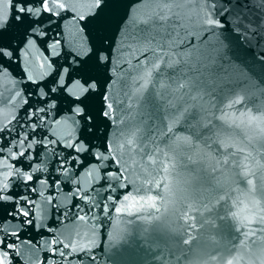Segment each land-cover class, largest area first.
Returning <instances> with one entry per match:
<instances>
[{
    "label": "water",
    "instance_id": "water-1",
    "mask_svg": "<svg viewBox=\"0 0 264 264\" xmlns=\"http://www.w3.org/2000/svg\"><path fill=\"white\" fill-rule=\"evenodd\" d=\"M13 3L0 0V31L17 50L0 65V130L11 132L0 131V149L14 145L0 159V187L8 184L0 200V264H225L237 255L239 264H264L258 223L240 227L230 216L233 199L245 194L264 206V134L244 116H264V43L233 31L238 15L259 24L264 0H220L232 10L214 8L221 25L214 36L201 30L211 7L203 0H109L104 28L92 22L95 0H45L55 11L37 4L30 18L42 23L27 33V24L12 19ZM151 24L166 25L165 37H211L216 50L206 78L197 83L180 71L183 44L170 53L177 63L146 64L155 58V41L143 39ZM101 49L110 63L96 62ZM85 62L97 81L91 94L75 83ZM69 79L73 86L63 90ZM85 95L82 113L77 97ZM84 113H91L87 124ZM117 169L120 183L160 192L156 207L114 211L117 197L116 208L131 202L104 179ZM61 244L64 257L54 253Z\"/></svg>",
    "mask_w": 264,
    "mask_h": 264
},
{
    "label": "snow or ice",
    "instance_id": "snow-or-ice-1",
    "mask_svg": "<svg viewBox=\"0 0 264 264\" xmlns=\"http://www.w3.org/2000/svg\"><path fill=\"white\" fill-rule=\"evenodd\" d=\"M96 6L99 9L98 12L94 13V19L93 23H95L98 27L104 28L108 24V20L105 17L104 8L108 6L109 0H95ZM203 3L205 6H211L208 9V13L205 15L203 20L201 21L203 27L201 30H212V36L215 35V29L220 27V22L215 18V15H213V11L215 7H220L221 12H228L231 14L232 6L231 5H222L220 3V0H203ZM39 4L40 8H44L48 11H55V5L53 8H49L48 5L45 3V0H14V3L12 5L14 10V15L12 16V19L14 21L20 22L19 26L23 27L24 24H27V28H25V33L28 32L29 29L33 28L34 24L42 23V21H37L34 19H31L34 15V8L36 5ZM103 6V7H101ZM64 5L60 4L59 8H63ZM237 26L233 31L237 32L238 35H244L245 39H248V36L245 35V33L251 35L253 38L257 40V44L264 43V17L261 18L259 24H254L250 20L244 19L243 15H238L237 17ZM3 25L0 24V28H2ZM166 25H156L151 24L147 28H145L143 31L145 33L143 39L146 41H155L154 46L151 48V54L154 59L145 58L146 64H153L156 65L157 62L161 59L164 60L165 64L171 65L174 63H177V61L170 55V53L174 52L180 45H185L183 52H179L178 55L181 56L180 63L183 64V68L180 69L182 72H187L188 75H190L193 79L197 81V83L200 82L201 77L207 76L211 62H212V53L216 50L214 47H211L213 41L212 38L209 37L204 40H200L199 43H196L195 41H189L185 38H182L179 36L178 33L169 34L167 37L160 35L161 32L164 31L166 28ZM3 32L0 31V65L3 64V62L7 59H10L13 52H16L17 50L12 47V43L10 41H5L3 39ZM188 35V33H185V37ZM251 43V41H249ZM101 44H103V39L101 40ZM159 53V55H157ZM96 62L103 63L108 62L110 63V55L108 54V50L101 49L100 52L96 53ZM80 71V70H78ZM147 75H151V70L146 68ZM75 83H79L80 86L83 88L84 92L86 94H91L92 91H94L97 88V81L94 76H91L88 73L87 65L85 62V69L82 71L79 80ZM74 84V81L72 79H69L68 85L66 89H70ZM54 90V89H53ZM88 99V95H85L83 98L77 97V100L79 101V104L83 106V108L78 107L77 111L83 113V109L87 108V104L85 101ZM234 103H241V100L238 98L234 101ZM111 108V105L108 106ZM258 110H264V90H260V103ZM91 117V113H84L81 116L82 121L87 124L89 118ZM3 132H6L8 135H11L10 130L3 129L0 130ZM85 131H87V128H85ZM19 132L17 133V137L14 138L17 141L19 140ZM171 139H175V135L170 137ZM5 139V137L0 136V140ZM90 143V142H89ZM14 146L12 144V141H8L3 145V148L0 149V159H8L9 157L3 156L4 149H9L10 147ZM217 149H220V146L217 145ZM74 151H79V149H74ZM107 151V149H105ZM223 152V151H222ZM16 153H19V155L24 156V159L27 160L28 156L25 155L23 152L20 151V149L17 147ZM16 153H13V156L16 155ZM31 152L29 151L28 155H30ZM71 155V154H69ZM224 155H228V153H224ZM105 159H108V157H104ZM23 163V162H21ZM112 164H115V161L112 162ZM227 165V162H225ZM31 165H29L30 167ZM8 167H15V165H8ZM75 167V165H73ZM5 180L7 177H10L12 175L11 171L3 173ZM110 177L115 179V185L113 186L111 183ZM28 180H32V176L27 177ZM104 179L108 182V187L112 189V191L121 190V194L123 197V201H131L127 205L121 204L119 208L115 207L116 202L120 199L119 197L116 198V200L113 201V210L116 212H123L125 207L128 209V214L130 215L132 213V209L136 205H142L147 204L152 208L156 207V202L153 199L155 196H160V192L152 193V189L150 187H137L133 182L131 181H125V183H120L121 181L125 180V177L123 173H121L120 169H117L115 173H111L110 170H106L104 173ZM37 182H39V177L37 178ZM8 189V184L3 183L2 187H0V200L6 199L4 196L5 190ZM133 190L136 191L135 196H129V193ZM151 194V195H149ZM7 199H11V197H8ZM106 199H110V197H106ZM92 208L97 207V205H92ZM91 210V209H90ZM101 211L104 212L106 209L104 207H101ZM28 213L25 212V215ZM79 219L83 220V216H79ZM257 226L260 228V232L264 233V223H258ZM2 243V242H0ZM52 243H56V241H52ZM11 247V245L5 244L4 248ZM66 247L65 245L61 244L59 247L54 249V253H58L60 257H64L66 253ZM6 254V253H5ZM53 253L49 254V257H51Z\"/></svg>",
    "mask_w": 264,
    "mask_h": 264
},
{
    "label": "clouds",
    "instance_id": "clouds-1",
    "mask_svg": "<svg viewBox=\"0 0 264 264\" xmlns=\"http://www.w3.org/2000/svg\"><path fill=\"white\" fill-rule=\"evenodd\" d=\"M227 107H232L229 103ZM247 123L249 125H255L256 129H259L261 134H264V116H255L251 112L245 113ZM221 120H225V116L220 117ZM249 139H252L249 136ZM225 148L228 145H224ZM233 211L230 213L240 227L251 226L253 223H264V206L261 202L252 198L250 195L245 194L244 197H237L232 201ZM239 230V228H238ZM242 260V256L237 255L227 259L225 264H239Z\"/></svg>",
    "mask_w": 264,
    "mask_h": 264
}]
</instances>
